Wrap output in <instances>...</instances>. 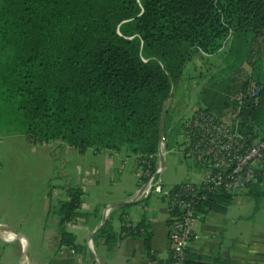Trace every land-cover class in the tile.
<instances>
[{
    "label": "trees",
    "instance_id": "16d2710c",
    "mask_svg": "<svg viewBox=\"0 0 264 264\" xmlns=\"http://www.w3.org/2000/svg\"><path fill=\"white\" fill-rule=\"evenodd\" d=\"M249 25L254 35L264 26V0H0V128L35 144L126 150L155 172L163 106L187 62L220 52ZM253 79L260 101L247 99L235 122L249 143L264 139V78ZM67 194L53 207L60 248L81 251L67 223L86 215L83 192ZM232 198L212 194L204 211L226 212ZM121 231L141 237L155 264L148 224ZM117 241L110 222L94 237L96 246Z\"/></svg>",
    "mask_w": 264,
    "mask_h": 264
},
{
    "label": "crops",
    "instance_id": "0c3cea01",
    "mask_svg": "<svg viewBox=\"0 0 264 264\" xmlns=\"http://www.w3.org/2000/svg\"><path fill=\"white\" fill-rule=\"evenodd\" d=\"M55 144L65 152L62 161L74 164L73 171L61 170L59 177L64 184H50L38 199L39 192H25L22 182L0 188L1 230L15 236L6 239L0 230V264H148L143 239L121 231L123 222L136 225L142 221L152 233L151 254L156 264H168L169 199L153 192L142 195V167L136 156L126 150L80 151L62 142ZM128 157L133 161L128 162ZM165 169L164 163L161 171ZM42 176L48 180L50 175ZM182 181L163 183L170 186ZM263 185L256 186L262 189ZM256 186L242 192L226 212L210 211L198 219L187 264H264V201L252 203ZM69 187L83 192L80 211L86 215L67 223L81 251L60 248L59 217L52 212L58 201L67 199ZM106 222L118 236L113 248L94 242Z\"/></svg>",
    "mask_w": 264,
    "mask_h": 264
},
{
    "label": "rangeland",
    "instance_id": "374dc122",
    "mask_svg": "<svg viewBox=\"0 0 264 264\" xmlns=\"http://www.w3.org/2000/svg\"><path fill=\"white\" fill-rule=\"evenodd\" d=\"M250 28L251 25L238 37L232 35L226 47L214 55L194 54L187 62L177 84L173 85L163 106L160 140L156 154L157 169L163 167L164 163L166 166V169L159 175L162 179L163 189H168L174 193L176 188L189 179L193 181H197L198 177L202 179L209 169L206 160H198L188 156L186 152L185 139L189 133L188 124L195 110L198 109L196 104H199L202 109L211 111L218 118H225L224 121H220V125L227 126L231 124V120L243 119L244 109L249 107V103H253L246 101L239 105L234 102L236 94L241 90V86H245V82L248 80L250 83L255 82L253 76L261 75L264 78V26L260 25L259 33L255 35L250 33ZM188 92H192V95H188ZM260 98L259 93L253 100L259 102ZM209 104L214 108H210ZM52 144L54 142L35 144L25 134L16 131V128L11 131L5 126L0 128V188L2 185L7 186L13 185L14 182H22L25 192L31 195H35L36 190L39 192L37 194L38 199L41 193H47L50 184H64L65 182H61L59 177L60 172L62 169H65L66 172L73 171L74 164L62 161L65 152L61 147ZM122 152V155L126 157L125 151ZM126 159L128 162L133 161L129 157ZM253 165L258 171V179L256 183L250 186L264 182V161H257ZM42 174L50 175L48 180ZM143 175L145 176L144 171L140 176ZM180 178L183 181L177 185L167 186L163 183V181L170 183L174 179L179 180ZM140 181L145 180L140 179ZM249 187L240 189V191L238 189L229 191L225 188H218L213 193H209L206 200L212 194L226 191L233 196L229 207ZM171 194L167 197L169 201L172 198ZM253 196L254 201L252 200V203H262L264 201V187L261 189L260 186H256ZM204 209L203 203L197 207L196 222L206 213L213 211H204ZM52 212H54L53 207ZM196 235L194 233L192 240ZM170 261L171 249L168 264Z\"/></svg>",
    "mask_w": 264,
    "mask_h": 264
},
{
    "label": "built area",
    "instance_id": "2783aa9c",
    "mask_svg": "<svg viewBox=\"0 0 264 264\" xmlns=\"http://www.w3.org/2000/svg\"><path fill=\"white\" fill-rule=\"evenodd\" d=\"M259 93L260 88L252 82L247 88L241 89L235 99L241 105L247 99L256 98ZM224 119L218 118L211 111L198 108L188 124L189 133L185 139L187 155L206 160L209 167L202 179H189L172 193L163 189L162 179L159 177L162 173L160 167L155 172H145L147 180L141 181L144 182L142 195L153 192L169 197L172 193L168 220L170 264H187L189 245L198 217L196 209L209 193L218 188L240 191L257 182L258 171L253 164L264 161V139L249 143L235 127L238 119L234 117L231 124L221 126L220 121ZM1 231L6 239L15 237ZM148 264L154 263L149 261Z\"/></svg>",
    "mask_w": 264,
    "mask_h": 264
},
{
    "label": "bare ground",
    "instance_id": "6f19581e",
    "mask_svg": "<svg viewBox=\"0 0 264 264\" xmlns=\"http://www.w3.org/2000/svg\"><path fill=\"white\" fill-rule=\"evenodd\" d=\"M7 236V235H6ZM11 236H12V234H11Z\"/></svg>",
    "mask_w": 264,
    "mask_h": 264
}]
</instances>
